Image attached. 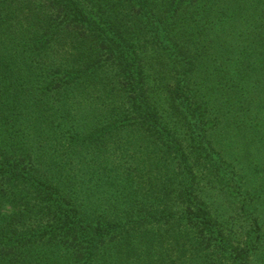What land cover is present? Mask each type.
Masks as SVG:
<instances>
[{
  "label": "trees",
  "instance_id": "1",
  "mask_svg": "<svg viewBox=\"0 0 264 264\" xmlns=\"http://www.w3.org/2000/svg\"><path fill=\"white\" fill-rule=\"evenodd\" d=\"M0 264H264V0H0Z\"/></svg>",
  "mask_w": 264,
  "mask_h": 264
}]
</instances>
